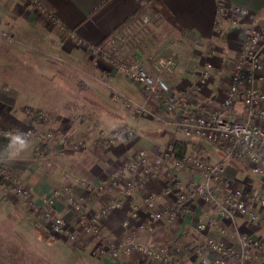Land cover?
Instances as JSON below:
<instances>
[{
    "label": "crops",
    "instance_id": "0c3cea01",
    "mask_svg": "<svg viewBox=\"0 0 264 264\" xmlns=\"http://www.w3.org/2000/svg\"><path fill=\"white\" fill-rule=\"evenodd\" d=\"M37 1L0 0V28L25 27L30 26V20H41L48 32L65 37L70 45L84 52L103 43L124 19L143 9L142 22L151 39H147L148 43L139 52L135 51V55L145 61L151 74H161L166 79L172 93L184 91L187 96L181 106H174L169 92L152 96L143 85L132 81L115 65L102 66L96 62L94 68L106 79L98 82L97 102L91 101L93 110L88 112L89 118L80 116L84 120L73 124L67 111H54L46 106L51 117L44 128L65 135L68 142L62 145L57 140L41 141L38 136L30 137L28 151L15 160H1L10 165L32 190L36 203L43 205L46 195L64 186L71 189L69 193L83 199L89 214L119 201V205L109 210L103 219V234L118 254H106L98 259L102 264H163L142 250L124 252L123 245L132 236L145 244L153 242L156 247L169 248V254L179 260L178 264L197 261L195 250L204 247L208 236L223 237L236 247L244 235L264 242L263 226L248 223L231 210L223 212L220 205L208 203L199 196L189 205L187 213L176 219L163 216L151 230H141L152 210L146 199L154 198V209L170 208L176 200L177 187L169 177H175L189 188L194 182L203 181L199 172L165 166L158 178L149 179L128 196L123 191L130 180L141 174V170L131 171L126 177L111 182L115 181L114 173L129 163L138 151L149 150L152 155H157L177 142H185L186 154H195L220 165L224 174L240 187L264 192V175L252 173L249 166L236 160L227 149L201 138L187 137L176 127L182 112L206 114L222 108L233 66L242 51L248 29L254 27L264 31V0ZM235 7L240 12L233 11ZM47 11L53 17L48 16ZM111 41L117 40L109 38L106 42ZM112 47H115L114 43ZM167 59L173 62L172 71L164 68ZM208 62L213 64L211 76L202 82L200 71ZM259 76L262 78L256 85L264 89V69ZM105 85L108 89L102 87ZM114 93L135 106L146 102V113L137 117L124 102L114 100ZM12 100L17 99L0 92V130L12 125L28 127L26 112L15 108ZM234 113L238 120H248L242 102L236 104ZM119 127L133 129L134 133L120 136L108 144L105 138ZM77 141H84L86 149L75 146ZM7 143L8 140L0 136V150ZM104 182L109 184L103 187ZM216 193L220 204L224 205L221 189L218 188ZM55 205L57 211L69 220L68 230H77L83 236L85 250L96 249L98 239L84 233L82 222L73 221L72 205L67 195L57 197ZM134 212L136 216L132 217ZM126 220H129L128 226L124 225ZM199 223L207 224L201 235L196 234ZM204 254L212 256L208 249ZM251 262L264 264L257 257ZM228 264L236 263L231 259Z\"/></svg>",
    "mask_w": 264,
    "mask_h": 264
},
{
    "label": "built area",
    "instance_id": "2783aa9c",
    "mask_svg": "<svg viewBox=\"0 0 264 264\" xmlns=\"http://www.w3.org/2000/svg\"><path fill=\"white\" fill-rule=\"evenodd\" d=\"M32 1L33 3L38 2L37 0ZM233 11L240 12V9L235 7ZM47 15L53 17L50 11H47ZM234 23H237L236 20ZM149 37L151 38V36H148V40ZM242 46V51L233 66L229 88L223 100L222 108L206 114L182 112L176 121V127L187 137L201 138L227 149L236 160L249 166L252 173L264 175V89H260L256 85V82L262 78L259 76V72L264 69V31H258L254 27L249 28ZM126 47L127 39L121 38L115 46V50L105 51L102 46L98 45L93 47L92 51L95 55H104L119 71L132 81L143 85L150 95L159 97L160 93L169 92L174 100L173 105L181 106L187 96L186 92L172 93L166 79L161 74H151L138 57L131 58V55L135 54L127 52ZM118 54L124 58L130 57V60L122 61L118 58ZM172 64V60L167 59L164 62V68L172 71ZM212 68L213 64L208 62L201 69L202 82L209 79ZM122 98L120 94H115L114 99ZM238 102L243 103L247 121L238 120L235 116L234 109ZM146 111V102L134 107V114L137 117L144 115ZM35 116L43 118L41 112H36ZM10 131L15 130H2L0 136L7 139L6 133ZM133 133V129L123 128L115 131L110 141L115 142L118 137ZM52 136V133H48L44 137L49 139ZM150 159L151 163L149 164ZM165 166L199 172L203 176V181L194 182L189 188H186L175 177H169L177 187L176 200L170 208L157 210L153 208L154 198L148 197L146 200L152 210L147 221L141 225V230H151L153 224L163 216L176 219L178 216L187 213L189 205L198 196L208 203L220 205L223 212L231 210L235 214L243 216L248 223L264 227V192L240 187L234 179L224 174L220 165L214 164L206 158L195 154H186L183 159H177L174 153V145L157 155H152L149 150L138 151L129 163L114 173L115 181L111 182L126 177L131 171L141 170V174L126 185L123 194L128 196L136 189L141 188L149 179L158 178ZM2 172L4 171L0 170V173ZM8 176H10L13 189L20 197L30 195L29 189L24 186L19 178L11 176L9 172ZM107 184L109 183L104 182L102 186L105 187ZM3 185L0 181V188H3ZM218 188L222 191L221 197L224 205L219 202L220 197L216 193ZM70 203L73 211L80 216L81 222L86 223V228L97 236L103 232V219L106 213L119 205V201L112 202L100 211L89 214L83 199L72 193H70ZM135 216L136 213H132V217ZM52 223L55 231L59 232L63 229L61 219L57 218ZM124 225L128 226L129 220H126ZM206 227V223H199L196 227V234L201 235ZM205 249L212 253L211 257L204 254ZM123 250L126 253L142 250L154 261L163 264H178L179 262L177 258L169 254L167 248L156 247L153 242L145 244L137 240L135 236L124 243ZM111 254L116 256L118 250L112 248ZM194 255L197 261L192 264H228L231 259L235 260L236 264H252V259L256 257L264 263V242L250 235H244L240 238L239 247H236L223 237L208 236L204 247H198Z\"/></svg>",
    "mask_w": 264,
    "mask_h": 264
},
{
    "label": "rangeland",
    "instance_id": "374dc122",
    "mask_svg": "<svg viewBox=\"0 0 264 264\" xmlns=\"http://www.w3.org/2000/svg\"><path fill=\"white\" fill-rule=\"evenodd\" d=\"M139 28L119 33L121 38L127 39L126 49L134 54L148 43V31ZM107 40L100 46L105 51L115 50L113 43L116 46L119 41L109 43ZM91 51L84 52L70 45L65 37L48 32L41 20H30V26L25 27L0 28V92L17 99L11 104L26 112L25 121L28 124L26 129L21 125H12L0 131H30L31 138L38 136L41 141L57 140L62 145L66 144L65 135L54 129H45L43 125L46 126L50 120L49 107L54 111H67L73 124L84 117L89 118L88 112L93 110L91 101L97 102L98 82L106 79L101 71L94 68L95 63L99 62L102 66L110 63L104 55L98 56ZM140 60L147 69L145 61ZM102 87L108 89L106 85ZM114 100L124 102L128 109L134 111L135 105L130 101L124 98ZM36 112H41L43 118L35 116ZM122 129L119 127L115 131ZM48 133L53 136L46 139L44 136ZM113 133L105 138L108 144L114 143L110 141ZM74 145L86 149L84 141H77ZM0 170L4 171L0 173V181L4 184L0 188V264H102L97 260L111 254L113 246L103 232L100 236L94 235L82 221L84 233L92 234L99 242L96 249L87 251L83 236L77 230H68L69 220L57 211L55 205L61 195H67L70 201L71 189L68 186L54 189L44 197V204L38 205L32 197V190L10 165L0 160ZM7 171L29 189L28 197H20L15 192ZM73 215V221L80 223V216L74 211ZM57 218L63 222V229L59 232L52 227V221Z\"/></svg>",
    "mask_w": 264,
    "mask_h": 264
},
{
    "label": "trees",
    "instance_id": "16d2710c",
    "mask_svg": "<svg viewBox=\"0 0 264 264\" xmlns=\"http://www.w3.org/2000/svg\"><path fill=\"white\" fill-rule=\"evenodd\" d=\"M143 14H144V10L142 9V10H138L134 14L128 16L114 29V31L110 35H108L106 37L105 40L112 38L115 41L117 40L116 42H118L121 39V36H122L121 34H124L126 30H131V29L136 28V27H140L139 29L145 30L146 25L142 22ZM120 32H121V34H119ZM102 44L103 43H100V45H102ZM127 52L131 53L132 51L127 49ZM130 53H128V54H130ZM118 56H119L118 58L121 59L122 61H129L130 60V57H127L125 59V58L121 57V54H118ZM134 57H135V55L132 54L131 58H134ZM186 152H187V143L177 142L174 144V153H175V157L177 159H183L186 155ZM170 252L173 253V251H171V250H170ZM174 252H176V251H174Z\"/></svg>",
    "mask_w": 264,
    "mask_h": 264
},
{
    "label": "clouds",
    "instance_id": "9594fccd",
    "mask_svg": "<svg viewBox=\"0 0 264 264\" xmlns=\"http://www.w3.org/2000/svg\"><path fill=\"white\" fill-rule=\"evenodd\" d=\"M6 137L8 143L3 150H0V160H15L31 147L30 132L10 131L6 133Z\"/></svg>",
    "mask_w": 264,
    "mask_h": 264
}]
</instances>
